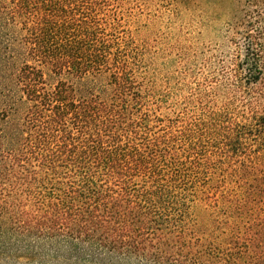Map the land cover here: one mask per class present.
Here are the masks:
<instances>
[{
  "label": "trees",
  "instance_id": "16d2710c",
  "mask_svg": "<svg viewBox=\"0 0 264 264\" xmlns=\"http://www.w3.org/2000/svg\"><path fill=\"white\" fill-rule=\"evenodd\" d=\"M245 3L249 86L264 0ZM130 13L0 0V264H264V115L168 102Z\"/></svg>",
  "mask_w": 264,
  "mask_h": 264
},
{
  "label": "rangeland",
  "instance_id": "374dc122",
  "mask_svg": "<svg viewBox=\"0 0 264 264\" xmlns=\"http://www.w3.org/2000/svg\"><path fill=\"white\" fill-rule=\"evenodd\" d=\"M246 1L120 0L131 12L127 28L143 49L146 70L168 102L197 88L246 118L264 115V54L262 78L254 85L245 84L240 65ZM203 212L198 208L195 215L201 219Z\"/></svg>",
  "mask_w": 264,
  "mask_h": 264
}]
</instances>
